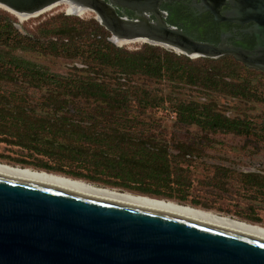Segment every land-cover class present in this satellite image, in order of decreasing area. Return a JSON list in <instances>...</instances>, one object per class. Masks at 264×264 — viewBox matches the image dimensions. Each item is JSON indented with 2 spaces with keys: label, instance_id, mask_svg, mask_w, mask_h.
Returning <instances> with one entry per match:
<instances>
[{
  "label": "trees",
  "instance_id": "trees-1",
  "mask_svg": "<svg viewBox=\"0 0 264 264\" xmlns=\"http://www.w3.org/2000/svg\"><path fill=\"white\" fill-rule=\"evenodd\" d=\"M14 22L0 13V81L23 82L46 94L40 101L41 113L23 103L16 102L15 108L0 105V135L13 138L10 145L54 162L56 166L41 164L47 171L184 201L181 164L187 162L188 149L172 155L167 144L144 136L133 109L169 107L184 126L208 133L251 134L249 124L225 117L211 102L176 100L128 84L131 77L142 76L166 81L173 88L194 87L247 101L260 98L252 83L255 71L230 56L191 60L147 44L129 51L110 43V34L95 20L63 14L42 23L38 35H22ZM19 53L78 60L81 67H73L75 73L67 76L53 74ZM78 101L87 103L88 109L78 108Z\"/></svg>",
  "mask_w": 264,
  "mask_h": 264
},
{
  "label": "water",
  "instance_id": "water-1",
  "mask_svg": "<svg viewBox=\"0 0 264 264\" xmlns=\"http://www.w3.org/2000/svg\"><path fill=\"white\" fill-rule=\"evenodd\" d=\"M61 2L94 13L116 46L141 41L190 59L231 56L264 70V0H231L234 19L255 24L258 56L194 41L160 17L116 14L114 6L141 0H0V6L33 17ZM0 264H264V240L0 173Z\"/></svg>",
  "mask_w": 264,
  "mask_h": 264
},
{
  "label": "rangeland",
  "instance_id": "rangeland-1",
  "mask_svg": "<svg viewBox=\"0 0 264 264\" xmlns=\"http://www.w3.org/2000/svg\"><path fill=\"white\" fill-rule=\"evenodd\" d=\"M0 13H5L13 18L16 21L14 22V25L17 26V28L15 27L16 30L22 35H38L40 25L59 14L82 21L94 18V14L90 11H86L80 16L70 15L71 13H67L64 5L21 22L1 7ZM143 44L141 41H135V43L124 44L119 48L135 51ZM154 47L173 52L163 47ZM19 55L43 66L53 74L63 76L74 74L73 67L77 65L81 67L78 60L44 56L38 53H19ZM241 77L245 78L242 75ZM251 77L260 98L249 101L233 99L219 93L203 92L194 87L173 88L166 81L149 80L142 76H134L128 79L129 85L139 89L151 90L162 96H170L176 100L199 103L211 102L215 105L216 110L231 118L244 120L252 129L248 136L208 133L195 126L178 124L169 107L145 112H138L137 109H133L131 114L138 116L141 122L139 127L144 136H151L157 141L167 144L172 155L179 156L187 149L189 152V155L184 158L187 162L181 164L183 175L186 177V188L183 191L185 200L181 201L178 198L161 199L189 205L264 228V76L255 74ZM45 94L44 90L27 88L23 82L0 81V105L10 106L17 102L26 106H35L37 103L40 104ZM14 100L15 102H13ZM87 105L83 101H78L76 106L88 109ZM11 141L13 138L0 135V163L71 177L62 172L47 171V169L40 167L41 164L56 165L46 158L10 145L8 142ZM246 172L255 173L257 175L253 176L258 178L255 179L256 177H254L253 180H248L245 175ZM87 182L100 187L137 194L121 188Z\"/></svg>",
  "mask_w": 264,
  "mask_h": 264
},
{
  "label": "flooded vegetation",
  "instance_id": "flooded-vegetation-1",
  "mask_svg": "<svg viewBox=\"0 0 264 264\" xmlns=\"http://www.w3.org/2000/svg\"><path fill=\"white\" fill-rule=\"evenodd\" d=\"M114 9L118 16L129 20H135L139 15H145L149 22H155L157 17H160L167 26L181 30L197 42L214 46L224 45L227 47H236L248 51L254 56H258L259 51H261L256 33L254 32L255 24L253 22H239L235 20L231 0H224L222 3H220V0H141L140 4L126 3L123 6H114ZM39 15L41 13L33 16V18ZM93 20H95V15ZM113 45L119 48V46ZM239 63L244 65L241 62ZM75 67H78V65ZM248 69L255 71V74L264 76V70L262 69ZM15 104L8 107L15 108ZM26 107L40 112V104ZM216 111L223 114L219 110ZM223 115L230 119H237L225 114ZM245 175L248 180H253L256 177L253 175L257 174L246 172Z\"/></svg>",
  "mask_w": 264,
  "mask_h": 264
},
{
  "label": "bare ground",
  "instance_id": "bare-ground-1",
  "mask_svg": "<svg viewBox=\"0 0 264 264\" xmlns=\"http://www.w3.org/2000/svg\"><path fill=\"white\" fill-rule=\"evenodd\" d=\"M63 5L67 13H71L79 16L84 14L86 11H89L86 9L78 8L67 2H61L46 9L41 14ZM10 13L13 14L19 22L29 18H33V17H23L13 12ZM114 42L118 46L128 44L119 41H114ZM0 173L17 176L40 183L50 184L53 186L65 188L71 191L83 193L94 197L115 200L118 202H123L135 206L150 208L153 210H158V211L182 216L191 220L232 230L235 232H239L245 235L253 236L264 240V228L261 226L250 224L248 222L240 221L234 218H230L228 216L218 215L189 205L179 204L174 201L152 198L138 194H132L129 192L118 191L107 187H100L85 182L83 180L69 178L60 174L49 173L42 170H34L28 167L11 166L4 163H0Z\"/></svg>",
  "mask_w": 264,
  "mask_h": 264
}]
</instances>
